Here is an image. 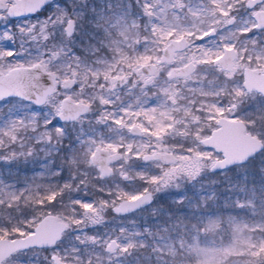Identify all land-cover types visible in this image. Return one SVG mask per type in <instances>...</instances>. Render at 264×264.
<instances>
[{"label": "rangeland", "instance_id": "374dc122", "mask_svg": "<svg viewBox=\"0 0 264 264\" xmlns=\"http://www.w3.org/2000/svg\"><path fill=\"white\" fill-rule=\"evenodd\" d=\"M134 2L131 5L126 0H55L34 16L15 21L5 18L0 22V70L43 62L58 74L59 81L58 88L43 106L29 105L30 102L20 98L0 101V120L3 121L0 122V168L5 170L2 167L5 166L13 174L10 166L26 168L36 162L33 158L39 153L33 142L27 141L28 136L20 135L21 124L32 126L35 133L31 138L36 143L46 145L54 129L74 132L77 138L87 131V138L91 139L90 154L98 144L122 152L113 173L103 181L113 187L111 193L107 191L104 196L94 199L61 201L53 195L47 197L42 192L43 186L35 190L26 188L34 179L28 171L24 170V174L15 172L18 176L14 173L17 177L14 181L21 182L25 188L14 204H0V237L20 236L31 231L48 212L58 214L68 227L55 246L48 250L16 251L4 260V264H55L52 254H57L63 264H172L173 258L165 260L159 254V245L154 244L146 252L148 245L144 237L156 243L158 235L145 225L142 227V223H135L137 216L123 220L116 214H107L108 206H96L111 205L147 189L155 195L154 203L147 209L156 215L155 220L164 214L172 217L169 209L172 206L222 207V211L217 209L215 218L205 223L203 233L193 234L196 225L192 224L191 228L188 225L187 233L177 236L178 246L197 257L192 263L264 264V148L243 164L213 172L211 166L218 156L198 143L213 126H201L199 130L192 124L199 115L189 111L191 102L181 104L180 101L182 91L185 92L188 84H194L196 75L182 80H171L168 75L172 67L189 59L198 65L211 64L223 46H232L239 51L254 47L256 42H241L238 37L253 31L254 20L247 12L263 9L264 1L253 8L246 5L247 0ZM68 18H74L76 23L72 36L65 34ZM231 19L233 23L229 22ZM137 27L134 34L133 28ZM210 30H214L212 36L208 34ZM182 35L188 38V46L177 53L174 63L158 64L160 71L156 79L148 82L146 75L137 73L140 64L159 57L161 48L170 38ZM47 41L50 44L48 50L44 49ZM113 42L118 50L125 44L137 45L139 49L144 43L149 44V49L144 53L136 51L126 66L115 62L108 70L92 68L88 63H99L104 45L110 47ZM75 47L85 52L80 54ZM122 52L123 57L129 50ZM244 62L248 61L244 59ZM212 70L227 85L234 77L217 68ZM100 75L101 78L96 77ZM66 76L74 78V84L64 88L60 82ZM153 84L162 86V92L168 98L162 100L158 109L146 99L136 105L130 99L121 102L120 98L127 93L132 96L134 91L141 89L143 92ZM243 95V91L238 90L234 100L238 101ZM64 96L89 103L90 111L72 122L58 121L56 117ZM220 113L221 110L206 115L213 121ZM134 123L143 128L141 136L128 135L130 125ZM106 124L124 137V145L121 140L110 141L101 131H96L98 126ZM176 132L184 136L191 134L192 143L188 146L173 144L169 136ZM253 133L264 140V129ZM16 141L17 145H13ZM156 150H170L177 160L145 163L142 156ZM87 164L89 166L91 162ZM138 167L140 170L149 167L146 173L140 172L138 188L129 192L120 190L117 183L122 173L128 175L131 184L135 180L134 169ZM151 168L153 174L149 175L147 172ZM19 199L21 202L35 200L39 206H22ZM73 204L79 211L76 219ZM193 221L202 223L203 215L200 213ZM111 238L118 242L114 251L106 249ZM169 247L167 251L175 256L176 250ZM216 247H220L222 253H218V249L214 253Z\"/></svg>", "mask_w": 264, "mask_h": 264}, {"label": "flooded vegetation", "instance_id": "af4514ba", "mask_svg": "<svg viewBox=\"0 0 264 264\" xmlns=\"http://www.w3.org/2000/svg\"><path fill=\"white\" fill-rule=\"evenodd\" d=\"M13 1L14 0H12V1L6 0V3L8 5H10L11 3H13ZM53 1H55V0H53ZM263 1L255 4L252 7L248 6L247 2H246V5L250 8H253L256 5H259L260 3H262ZM47 5H49V3ZM43 9H41L40 11H38L36 13L41 12ZM262 10L264 11V8L263 9L258 8L257 10L247 12L248 14L251 15V18L254 20L253 31L248 32L246 34H243L242 37L241 36L238 37V40L241 42H246V41H249V43L256 42V43H253V44H255L254 47H248V48L245 47L244 48L245 50L239 51L238 49H236L232 46H230V47L223 46L222 52L220 54H217L216 56H214L211 64L201 63L200 65H198L194 60L189 59V60H187V61H185L179 65L172 67L168 72L169 78H171V80H175V79L182 80L185 78H192L194 75H196L195 79H194V84H188V86L185 87V92L182 91L181 96H180V101H181V104L191 102V105H189L190 106L189 111L196 112L199 115L198 116L199 118H195V121H194L195 124L194 123H192V124L197 126V128L199 130H201V126H203V127H208V125L213 126V128L209 131V133L207 135L201 136L198 143L200 145H202V147L213 152L214 155L218 156V158L215 159L214 162L221 159L223 157V153L215 150L214 148L206 146L203 143V140L205 138L209 137L214 130H216L222 126V124H221L222 119H227L230 121L231 120L232 121H240L244 125L246 132L251 133L252 135H254L255 137L259 138L262 141L263 148H264V140L262 138H260L258 135L253 133L254 130L264 129V94L261 91H258L257 89L249 90L246 88V86L244 84L245 80H246V70L247 69H250V68L251 69H256V68H263L264 69V25L259 27L258 21L256 19V15H258V13ZM36 13H34L30 16H34ZM30 16H27V17H11L7 8L0 9V22H4L6 20L5 18H9L12 21H15V20H21L24 18H29ZM74 21H75V19H74ZM233 21L234 20L231 19L229 22L233 23ZM75 26H76V23H75ZM136 29H138V27L133 28L134 34L136 33L135 32ZM208 34L210 36H212L214 34V30H210ZM181 37L186 38V40H187L186 46L181 50L175 51L174 58L172 61H161V58L163 56V49L167 46V44L171 41V39L181 38ZM124 46H125L124 50L132 51V53L134 51L133 55L136 53V51L138 53H140V52L144 53L145 52L144 50L149 49L148 43H144V44L140 45L139 49H138L137 45H135L133 47V45H131V44H129V46L125 44ZM187 46H188V38L185 35H182L180 37L170 38L169 41L161 48L159 57L156 60L154 59L155 61L152 60V61L140 64L136 69L137 73L146 75V77H147L146 81H148V82L152 81L154 77L156 79L157 74L160 71L158 69V64L162 65V64L174 63L177 53L185 51ZM152 47H153V45L151 44L150 48L152 49ZM225 48H233L235 50V52H234V58L232 59V62L226 63L225 65H223L218 61V58H220L224 54ZM244 59L247 60L248 62L247 63L244 62ZM148 63H152L155 65V70L152 74H148L144 71L138 72V68L140 66H142L143 64H148ZM119 64H123L124 66L127 65L126 60L120 61ZM188 64H191V67H190L191 71L189 74H187V75H174V76L171 75L174 70L180 69V68H182ZM214 68H217V69L221 70L222 72L231 73L234 76L232 81H230L227 85L225 82H223V80H220L219 77L214 75L213 70H212ZM3 72H6V71H3ZM66 77H70V76H66ZM64 78H62V80ZM160 78H163V77H160ZM62 80L60 82L61 86H62ZM57 81H58V74H57ZM58 85H59V81L57 82L56 89L58 88ZM64 88H67V87H64ZM123 90L127 91L125 88H123ZM162 90H163L162 86H154V84H153L151 87L143 90V92L141 89L134 91L133 92L134 95L132 94V96H130V93H127L124 96V98H120V100H121V102H123L124 99H130L136 105V103L143 102V100L146 99V100H149V102L156 109H158L159 107L162 106V103H163L162 100L165 101V99H168L167 96L164 94V92H162ZM238 90L243 91L244 97H240L239 100L237 101V100H234V98H235V95L237 96ZM2 100H4V99H2ZM61 101H62V99H61ZM123 103H121V104H123ZM90 109H91V105H90ZM90 109H89V111H90ZM220 110L222 111V113L218 114L217 118L215 120L209 121L206 114L210 113V112L216 113V111L218 112ZM88 112L83 113L79 117L87 114ZM57 120L60 121L58 118H57ZM75 120H73V121H75ZM60 122L64 123V122H72V121H60ZM165 122L167 123L168 119L165 118ZM209 122H210V124H209ZM133 125H137L138 127H140L141 132H139V133L132 132L131 127ZM203 129L204 130H202V132L205 133L206 130H205V128H203ZM98 130L101 131V133L105 137L109 138L110 141L121 140V144L124 145V143H125L124 137L121 136V134L116 133V131H114V127L108 126V124H106V126L100 125L97 127L96 131H98ZM89 131H91V129H89ZM87 133L88 132L86 131V132H84V136L77 138L75 133L71 132V131L69 133H65V132H62V131L56 130V129L51 131V136H50L49 142H48L49 144H46L47 150H49V152H48L49 154H47V155L50 158L52 157V159H54L56 155L52 154L50 156V154H51L50 148H55V151H58V152L60 151V149H62L63 152L67 155V162H69V163L72 162V165H73V166L72 165L66 166L64 164L61 166V167L66 166V168H67V169H65V178L63 179V185L65 188H64V192L61 194H59V192H56V194L53 195V198L60 199L61 201L62 200L73 201V200H75V198H78L80 200H87V199H94L95 197H102L106 194L107 191H109V193H111V189L113 187L111 185H108L107 183H105L103 181L105 179H107L113 173L114 164L120 160V158L122 157V152L110 150L109 148L102 146L100 144H98L94 147V150L97 146H101V147L107 149L110 154L118 153V156L115 157L114 159H112L111 161H109V163H108L109 168L111 170L110 173L108 175H102V173L99 169V166L97 164H94L91 160V155L93 154L94 150L90 154L89 146L91 145V139L87 138L88 137ZM127 133H129L128 134L129 136L138 137V136H141L143 134V128L139 124L134 123V124L130 125ZM61 135H64L65 137L67 136L70 139H68L66 142L59 141L61 138ZM190 135L191 134L184 136V135L176 132V133L171 134L169 136V139L171 140V142L173 144H178L181 146H184V145L188 146L192 143V141H191L192 139H191ZM22 136L23 137L25 136L24 132H22ZM52 136H55V139H56V143L53 146L51 144ZM98 136H96V137H98ZM102 139L104 140L103 137H102ZM61 144H65V146L62 147ZM263 148L261 150L257 151L256 153H254L253 155H251L246 161L232 165L231 167H228V168H233L239 164H243V163L247 162L255 154L262 151ZM39 150H40L39 152L37 151L39 154H42V155L46 154L44 142H43V145L41 146V149H39ZM157 151L173 153L170 150H156L154 152H157ZM154 152H148V153H154ZM148 153H145V154H148ZM144 155L142 156V159L147 164L149 162H152V161L165 162L162 159H145ZM55 159H58V158L56 157ZM176 160H177V157H176ZM89 161L91 162V164H89V166L87 164V166H86V163H88ZM165 163H173V162H165ZM213 163H212V165H213ZM54 166L57 168H60L59 163H55ZM148 168L144 169V170L143 169L140 170L139 167L134 169L135 180H132L131 184H130V180L128 178V175L123 172L120 181H118V183H117L118 188L120 190H123L124 192H129L132 188L133 189L138 188V185L140 182V180H139L140 172H142V174L146 173ZM228 168H225L223 170H226ZM23 171H21V174H24ZM220 171H222V170L213 171V172L216 173V172H220ZM59 173H60V169L54 171L52 176H51L54 180V185H53L54 189H58L60 186ZM147 174H149V175L153 174V169L151 168V170H149L147 172ZM148 191L151 192L152 196H153V201L150 204L143 206L141 208L135 209L133 211H130L128 213L117 212L114 210V206H117L118 204H120V202L127 200V199H134V198L138 197L139 195H141L145 192H148ZM132 192H135V191H132ZM63 194H65V196H62ZM154 200H155L154 192L151 189H147L143 192L134 193V194L129 195L128 197L121 198V200H119L118 202H116L114 204H111V205L99 204L96 206H108L107 212H106L107 214H110V215L116 214V216L120 217L123 220H125V219L130 220L133 217V215L137 216L135 219V223H137V224L142 223V227L145 225V227H147L148 230H151V226L156 222V220H155L156 215H154L151 211H147V209L151 208L152 204L154 203ZM72 206H75V205L73 204ZM73 211H74L73 217L76 219L77 217H79V214H78L79 211H78L77 206L74 207ZM48 213L56 215L60 220H62L66 224V229L63 232V235H64V233L68 227L67 222L65 220L61 219L59 217V215L56 213H52V212H48ZM48 213H46V214H48ZM46 214H44V215H46ZM151 217H152V219H151ZM40 219L38 220V222L40 221ZM132 220H134V219H132ZM147 220H149V221H147ZM36 224H35V226H36ZM35 226L33 227V229L31 231H29L23 235H26V234L32 232L34 230ZM63 235L54 245L45 246V247L32 246V247H28V248L23 249V250H27V249H31V248H34V249L35 248H43L44 250H48V248L53 247L56 244H58V242L63 238ZM112 240H115L117 242L116 239L111 238L109 243L106 246V249L108 251H114L115 250V249L114 250L109 249V245H110V242ZM116 247H117V245H116ZM20 251H22V250H20ZM53 256H56L57 259L61 262V264H63L62 260L59 258V256L57 254H52L51 259L53 260V262L55 264H59V263L56 262V260L53 258Z\"/></svg>", "mask_w": 264, "mask_h": 264}, {"label": "water", "instance_id": "95a60500", "mask_svg": "<svg viewBox=\"0 0 264 264\" xmlns=\"http://www.w3.org/2000/svg\"><path fill=\"white\" fill-rule=\"evenodd\" d=\"M53 0H14L8 5L6 0H0V9L7 8L11 17H27L41 9ZM263 0H248L247 5L252 7ZM258 26L264 25V11L256 15ZM75 31V21L69 18L65 24V34L71 36ZM185 37L173 38L163 49L161 61H172L176 50H181L186 46ZM235 50L225 48L224 54L218 58V61L225 65L231 63L234 58ZM191 64L180 69L174 70V75H187L190 73ZM155 65L152 63L143 64L138 68V72L144 71L152 74ZM57 73L49 70L43 62H35L30 65H18L10 68L8 71H0V100L9 97L21 98L31 102L35 106H42L46 103L57 87ZM74 83L72 77H65L62 80L63 87H69ZM245 86L247 89H257L264 94V69H247ZM90 105L86 102L76 101L72 97L62 98L57 118L60 121H73L83 113L88 112ZM222 126L212 132V134L203 140V143L217 151L223 153V157L213 163V171L223 170L232 165L246 161L251 155L263 148L262 141L245 131L244 125L240 121L221 120ZM132 132H141L140 127L133 125ZM118 156V153L110 154L109 151L101 146H97L91 155V160L99 166L102 175L110 173L109 161ZM145 159H162L165 162H174L176 156L171 152H154L144 155ZM153 201L151 192H145L134 199H127L117 206L114 210L117 212L128 213L135 209L150 204ZM66 224L56 215L48 213L44 215L36 224L34 230L26 235L15 237H0V264H4L12 253L37 246L45 247L54 245L63 235ZM117 242L112 240L109 245L110 250L116 248ZM57 263L61 262L56 256H53Z\"/></svg>", "mask_w": 264, "mask_h": 264}, {"label": "trees", "instance_id": "16d2710c", "mask_svg": "<svg viewBox=\"0 0 264 264\" xmlns=\"http://www.w3.org/2000/svg\"><path fill=\"white\" fill-rule=\"evenodd\" d=\"M126 1L130 2L131 5L133 3H135L134 0H126ZM124 10L126 12H130L128 9H124ZM128 17H130V16H128ZM49 45L50 44L47 41V43L44 44V49L48 50ZM120 46L123 49L118 50L115 42H113L110 47L104 45V48H103L104 52L103 53L100 52V53H102V56H99V58H101L99 63L98 62H93V63L89 62L88 64L92 68L97 66V67L105 68L106 70H108V69L114 67L115 62H117L119 64L120 61L126 60L127 64L130 63L132 61V56H133L132 51L126 52V55L122 57L121 56V54L123 53L122 50L125 49V46L124 45H120ZM75 48H76V50L79 51L80 54L85 52V51L81 50V48H79V47H75ZM75 48H73L74 51H76ZM85 54H87V53H85ZM87 55H89V54H87ZM121 57H122V59H121ZM86 59H88V57H86ZM96 77L101 78V75L96 76ZM28 104L30 105L31 103H28ZM39 120H41V119H39ZM0 122H3V121L0 120ZM24 125L25 124L20 125L21 126L20 127L21 128L20 135H22V132H24L25 136H28L29 140H27V141L29 143L33 142V144L35 145V149H36L35 151L39 152L40 151L39 149H41L43 142L42 143L41 142L36 143L35 140L31 138V135H33L35 133V130H33L31 125H28L26 127ZM33 126H35V124H33ZM54 139H55V136H52V142H51L52 146L56 143V139L55 140ZM68 139H70V138L67 136L65 137L64 135H61V138L59 141L66 142ZM13 143H14L13 145H17V141L13 142ZM47 144H49V143H47ZM61 145H62V147L65 146V144H61ZM44 146L46 149V151H45L46 154L45 155L39 154V155H37L36 158L34 156L33 159L36 162H32L31 166H28L26 168L19 167L18 169H15V168L10 166V169L13 170V174L10 173L9 168H7L5 166H2L3 169H5V170H2L0 168V180L2 181V183L0 184V204H7V205L10 204L11 205V204H14L16 202V199H18L21 191L25 187H23L24 184H22L21 182L14 181V180H17V177L15 176V174H16L15 172L21 173V171H23V170L28 171V173H30V175L34 176V179L31 182H29L28 186H26V188L29 187L28 188L29 190H35V189L43 186L44 190L42 192L47 197H49V195L56 194V192H59V194L64 192L65 187L63 185V179L65 178V169H67L66 166L72 165V162L71 163L67 162V155L63 152L62 149H60V151L58 152V151H55V148H50V152H51L50 156L52 154H55L56 155L55 158L57 157L58 159H55V158L52 159V157L50 158L47 155V154H49L48 153L49 150H47V145H44ZM55 163H59L60 168L55 167L54 166ZM64 164L66 166L61 167ZM58 169H60V173H59L60 186L58 189H54V187H53L54 180L51 176H52L53 172L58 170ZM38 177H39V179H38ZM49 189L51 191H46ZM31 194H33V193H31ZM62 196H65V194H63ZM20 199H19V201H20ZM25 202H28V204H24ZM20 203H22V206H39L35 203V200L29 202V200L26 199V201H24V202L20 201ZM181 205H182V203H181ZM221 208L219 206H175L174 208H173V206L170 207L169 209H170V212L172 214V217L169 215H166V214H164L165 216L160 215L159 219L156 220V222L151 226V230L153 231V233L154 234L156 233V235H158L156 243H153V239L151 241H147V237L144 238L145 242L148 245L146 252L150 251L151 247H153V245L156 244V245H159V247H158L159 254L163 255L165 257V260H171L173 258L172 264H200L197 262L192 263V261L194 259H197V257L193 256L192 253H190V254L187 253L185 251V249H182L178 246L179 241L177 240V236H179V234L184 235L185 233H187L188 225H190V228H191L192 224L196 225V230L193 232V234L197 235L199 232L203 233L205 223H209L212 220V218H215L217 216V214H216L217 209L222 211ZM200 213L203 215L204 221L202 223H197L196 221H193L195 216H198ZM237 226L239 227L240 224H238ZM20 228H21V223H20ZM169 245H170V247L173 246V249L176 250L175 256L173 254H170L169 251H167V247H169ZM217 249H218V253L221 252V248L216 247L214 253H216Z\"/></svg>", "mask_w": 264, "mask_h": 264}]
</instances>
